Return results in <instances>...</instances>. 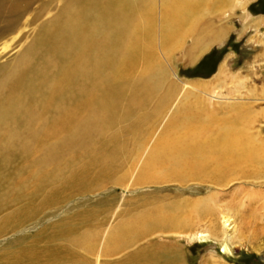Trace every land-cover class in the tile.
<instances>
[{
	"label": "rangeland",
	"instance_id": "obj_1",
	"mask_svg": "<svg viewBox=\"0 0 264 264\" xmlns=\"http://www.w3.org/2000/svg\"><path fill=\"white\" fill-rule=\"evenodd\" d=\"M96 1L21 0L19 23L0 24V263L18 264L19 259L2 258L24 249L61 248L58 264H123L131 258L143 264L146 253L167 246L179 252V264H212L216 258L220 264H264V175L252 177L262 185L249 204L238 195L235 207L215 219L188 217L187 227L175 232L128 237L117 251H105L114 228L143 211L155 217L158 208L176 206L182 217L194 199L210 194L212 206L221 200L223 208L231 204L238 191L234 182L221 194H208L217 188L197 179L135 178L155 141L183 127L186 118L218 116L215 122L224 123L253 114L251 132L264 136V0H229L225 12L210 13L205 6V20L169 55L161 39L162 0H155L152 60L167 66V79L155 90L143 76L140 54L120 75L102 64L112 46L106 38L94 42L96 33L88 34L86 26L100 25L97 12L107 0ZM135 17L138 26L143 19L139 12ZM221 26L228 27L222 40L195 59L188 55L197 39L208 32L215 36ZM121 47L117 42L116 49ZM67 71L73 83L64 79ZM144 84L148 92L139 90ZM224 213L230 217L224 219ZM74 232L88 233L92 245H79ZM215 232L219 238L209 236ZM201 233L205 236H197Z\"/></svg>",
	"mask_w": 264,
	"mask_h": 264
},
{
	"label": "bare ground",
	"instance_id": "obj_2",
	"mask_svg": "<svg viewBox=\"0 0 264 264\" xmlns=\"http://www.w3.org/2000/svg\"><path fill=\"white\" fill-rule=\"evenodd\" d=\"M100 1L97 0L96 2ZM155 3V0H107V5L102 9L103 11L97 12V20L101 21L100 25H92L91 28L86 25L90 29L88 34L96 33L92 37L94 42L98 41L99 44H102L105 43V38L109 39L107 43L112 48L103 58L102 64L107 65L109 68L118 69V71H121L119 75L125 72V65L131 59H137L139 54L143 56L146 63L143 69V76L148 80V87H156L150 88L151 90L158 89L160 84L167 79V66L163 62L156 63L152 60V56L157 52L154 27ZM230 4L229 0H162L161 39L164 51L169 55L175 48L183 45L187 39V34L194 31V24H197L201 17L202 22L205 20L204 15L207 14L204 11V8H207L205 6L210 5L207 9L211 11L210 13H213L228 9L231 6ZM20 6L21 0H0V24L3 21H9L6 24L7 27L17 25L19 23ZM242 9H245L244 6H242ZM138 12L143 21L139 22L137 26L135 14ZM192 24L193 28L191 27ZM143 25L144 28H140ZM102 27L104 32L99 34L98 30ZM227 31V26H221L215 36H212L210 32L205 36L202 35L201 39H197L195 46L188 50V55L194 58L212 42L222 40ZM137 39L139 40L137 41ZM205 40H208L206 44H204ZM117 42H121L120 51L116 49ZM86 49L88 50L87 47ZM117 61H123V65ZM71 78L72 72L67 71L64 79L67 83H73L69 81ZM173 84L176 83L173 81ZM145 85L140 86L139 90L148 92L149 90H147ZM12 88L16 89L14 86ZM110 95L111 93L106 94L104 99L109 98ZM143 98V96L135 97L138 101ZM165 98L167 100V93L163 95V99ZM201 111L204 112V110ZM260 113L264 114L263 111ZM242 115L238 116L234 122L224 123L215 122L218 121L216 120L218 116L216 118L209 116L207 119L199 121L186 118L184 123H182L183 127H177L176 129L172 127L155 141L144 160L142 171H139L135 178V181L144 183L152 180L164 183V181H170L173 178L180 182L197 179L200 182H209L212 184L210 187L215 186L217 188L216 191L212 189L210 190L212 192L207 191L208 194H221L225 190L224 185L234 182V184H238L236 187L238 191L232 195L230 205L223 208L225 204L221 202L222 200L220 202L216 201L214 206L210 205L209 200L215 199L210 194L206 200L203 197L194 199L192 204L191 200H186L191 204V207L188 209V214L182 217H178L179 207L176 206L173 211H167L164 207L158 208L155 217H151L148 211H143L140 213L143 215H139L133 221H131V218L128 224L114 228V232L110 235L108 241V248H105V251L109 253L117 251L123 244L121 241L128 237L133 239V236L146 235L156 230L175 232L179 228L187 227L188 217L202 219L205 216H211L215 219L217 213L220 214L233 208L234 198L238 195H240L238 201L243 203L248 202L255 195H260L257 194V190L261 189L262 182H255V178L252 177L258 178L264 175V136L261 138L260 133L253 134L251 132L250 125L255 119L253 114L242 113ZM262 192L261 190L259 193ZM215 196L217 198L220 197V195ZM222 215L224 219L230 217L226 213ZM243 216L244 214H241L242 218ZM232 217H234L236 222L237 218L235 216ZM214 230L215 227H210L209 229V231ZM64 231H67V229ZM212 235L215 238H219V233L215 232L209 236ZM73 236L79 240L81 243L79 245L81 246L88 248L92 245V238L90 240L88 233L74 232ZM197 236L204 237L205 234L201 233ZM224 244L226 245V242ZM226 247L230 250L228 245ZM60 251H63V249L57 248L46 253L44 251L34 252L24 249L22 252H18L15 255L12 254V256H5L2 259L9 260V263H16L19 259L18 264H58L57 258ZM131 259L130 262L126 261L123 264H141L138 260ZM149 259L162 261L166 264H179L180 255L174 247L161 246L159 249H155L154 253H146L143 264L148 263ZM216 261L220 260L216 258ZM216 261L212 262V264H220ZM0 264L6 263L3 261Z\"/></svg>",
	"mask_w": 264,
	"mask_h": 264
}]
</instances>
